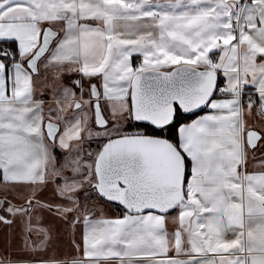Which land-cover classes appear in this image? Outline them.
<instances>
[{"label": "snow or ice", "instance_id": "6c2138e0", "mask_svg": "<svg viewBox=\"0 0 264 264\" xmlns=\"http://www.w3.org/2000/svg\"><path fill=\"white\" fill-rule=\"evenodd\" d=\"M257 152L264 0H0V222H22L26 253L5 249L0 264H264ZM85 184L122 216L90 219ZM39 211L83 214L86 260L43 258L53 236Z\"/></svg>", "mask_w": 264, "mask_h": 264}, {"label": "crops", "instance_id": "0c3cea01", "mask_svg": "<svg viewBox=\"0 0 264 264\" xmlns=\"http://www.w3.org/2000/svg\"><path fill=\"white\" fill-rule=\"evenodd\" d=\"M132 61H133V66L135 67L136 65L142 62V57L139 56V54H134ZM76 75L77 74L73 72L69 74V78L76 77ZM93 79L96 80L98 78H93ZM50 81H54L51 76H49L48 78L47 85L39 89V92H42L48 98L49 103H51L52 100V93L49 91V89L56 88L55 81L52 84H50L51 83ZM98 87H100V85H98ZM247 91L249 93H252L253 100L257 99L258 93L255 92L254 87L248 86ZM219 98H223V96L221 95ZM69 110H71V108H66V112H69ZM45 111H47V109H45ZM208 111H210V109L205 110L203 112H199V115L194 116L188 123L192 122V120L198 119L200 115L208 114ZM89 115L91 116L90 112ZM71 116H72L71 114H67L66 117L71 118ZM89 122H91V120H89ZM248 122L249 124L252 123L251 117H249ZM257 126H259L258 120H257ZM84 147L86 148L87 145H84ZM262 159H264V156H262L259 152L255 153V155H252L250 153L247 160L248 172H255L264 169V164L260 163ZM3 194L4 191H0V196H3ZM12 202L17 203L18 201L13 199ZM99 205H101L102 208H106L105 209L106 215L100 213L93 215L88 214L90 219L93 220L116 219V218H120L124 213V210L115 207L113 204H112L113 206L105 205V202L100 201ZM3 214L4 213L0 211V215ZM7 219H10L12 223L9 224V223L0 222V252H4V250L7 249V251L11 252L14 256L25 255L26 253L23 251L24 242L22 236V228H23L22 222L19 221L17 218L11 216L7 217ZM49 225L55 239L51 243V247L47 250L46 255L43 256L44 259H47L49 256H55L60 259H66L72 257L78 258L80 260L87 259L83 251V236L85 233V224L83 217L79 218V220L76 223H73L71 221V217L61 218V217L51 216L49 217V220L47 222V226ZM166 227L169 230V238L171 239V232L175 230L176 225L168 221L166 222ZM77 245H79L80 247L78 248ZM168 255L170 257H176L175 252L172 251L171 249ZM176 258L186 259L187 257L182 254L181 256Z\"/></svg>", "mask_w": 264, "mask_h": 264}, {"label": "rangeland", "instance_id": "374dc122", "mask_svg": "<svg viewBox=\"0 0 264 264\" xmlns=\"http://www.w3.org/2000/svg\"><path fill=\"white\" fill-rule=\"evenodd\" d=\"M52 84L54 81H50ZM67 108V107H66ZM67 114H71L73 115L74 112H73V109L71 108V110H69V112H66L64 113L65 116H67ZM72 117V116H71ZM89 124H91V122H89ZM129 131H136V129H129ZM104 141L103 140H96V139H93V140H87L85 141L84 145H87L86 149H90L91 151L95 152L97 150H99V148L103 145ZM0 191H4L3 190V187H0ZM81 191H87V194H88V197L87 199L85 198H81L82 199V203L84 204L86 210H87V214H97V213H100V214H103V215H106L105 214V209L106 208H102L101 205H99V202L100 201H103L105 202V205H112L111 203L105 201V200H102V199H99L94 190L92 189V186L90 184H85L84 185V188L81 189ZM11 198V197H10ZM53 198L52 196V190H51V186H49L48 188H45L44 190L40 191L38 193V199H40L41 201H49ZM108 203V204H106ZM113 206V205H112ZM37 215H41V218H42V221L45 223V225L47 226V222L49 220V217H51L52 215L47 213V212H44V211H39L37 213ZM44 217V219H43ZM70 217V216H69ZM83 217V214L80 215L79 218H82ZM52 233V231H51ZM53 236V234H52ZM54 236H53V240H54ZM52 240V242H53Z\"/></svg>", "mask_w": 264, "mask_h": 264}, {"label": "trees", "instance_id": "16d2710c", "mask_svg": "<svg viewBox=\"0 0 264 264\" xmlns=\"http://www.w3.org/2000/svg\"><path fill=\"white\" fill-rule=\"evenodd\" d=\"M223 79L220 75H219V80ZM187 117H190V119H188ZM194 116L193 115H186V114H182V117H181V122L182 123H188ZM134 130V129H133ZM145 131H153L154 130V127L152 126H148L146 129H144ZM177 134V128L175 125L171 126L169 131L165 133V137H170V138H174ZM110 203V202H109ZM113 204L115 207L121 209V210H124L122 206L120 205H117V204H114V203H111Z\"/></svg>", "mask_w": 264, "mask_h": 264}, {"label": "water", "instance_id": "95a60500", "mask_svg": "<svg viewBox=\"0 0 264 264\" xmlns=\"http://www.w3.org/2000/svg\"><path fill=\"white\" fill-rule=\"evenodd\" d=\"M170 70V69H169ZM218 81H219V74H218ZM198 113L200 112V110H196ZM186 115H191V114H186ZM151 126V125H150ZM153 127V126H152ZM110 203H114V204H117L118 205V203L117 202H110ZM121 206V205H120ZM123 207V206H122Z\"/></svg>", "mask_w": 264, "mask_h": 264}]
</instances>
